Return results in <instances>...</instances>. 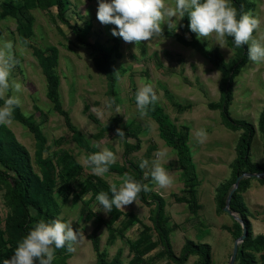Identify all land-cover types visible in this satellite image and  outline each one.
<instances>
[{
	"label": "rangeland",
	"instance_id": "rangeland-1",
	"mask_svg": "<svg viewBox=\"0 0 264 264\" xmlns=\"http://www.w3.org/2000/svg\"><path fill=\"white\" fill-rule=\"evenodd\" d=\"M246 1L248 12L260 20L264 31V0ZM97 9L98 0H63L62 19L54 0H0V42L10 40L15 45L22 39L28 41L21 45L23 55L16 50L19 63L10 75L23 90L17 94L21 106L14 109L11 122L0 125V169L16 177L1 158L22 155L20 167L30 181L31 201L52 220L71 221L74 230L84 232L75 245L76 252L69 253L67 247L56 249L51 264H100L101 255L90 239L95 229L110 264H181L168 257L155 228L153 219L160 201L161 226L176 255L180 256L185 242L192 240L210 244L212 264H228L238 239L232 235L236 225L232 215L218 207L217 198L221 187L234 186L233 164L242 131L228 128L220 117L217 103L222 75L207 53L216 52L230 62L237 57L236 51L227 38L223 48L214 37L198 40L185 26L184 17L173 18L171 31L167 23L162 24L163 36L138 46L125 43L112 35L114 25L97 20ZM69 23L80 27L81 37ZM95 46L107 53L113 72L118 71L115 90L119 114L114 105L107 106L111 100L109 79L97 65L100 54ZM47 62L58 79L57 99L79 134L69 128L50 95ZM148 83L158 96L152 106L161 108L176 125L184 138L186 155L181 156L162 136L152 106L147 116L140 117L135 94ZM3 104L0 100V107ZM263 110L264 63L248 60L235 78L230 112L256 125L249 163L264 166V132L259 129ZM117 118L124 140L111 128ZM201 128L208 133L202 144L194 137ZM103 148L113 151L116 161L105 175L96 176L85 160ZM158 151L165 153L162 164L173 180L163 189L150 175L151 161ZM142 160L149 161L144 170L139 167ZM248 167L241 173L250 172ZM145 172L149 173L147 178ZM124 173L148 184L152 191H141L136 202L124 209L114 206L106 214L96 195L105 191L111 199L109 185L119 187ZM246 178L235 201L248 209L242 218L250 221L254 239L264 236V180ZM10 189V183L0 178V264L11 259L18 242L27 235L17 228L21 210ZM29 209L36 217L33 226L44 220L33 205ZM240 223L242 235L246 224ZM241 254L247 260L244 264H264V247L254 242L239 244L234 264H241ZM182 264H200V259L191 255Z\"/></svg>",
	"mask_w": 264,
	"mask_h": 264
},
{
	"label": "clouds",
	"instance_id": "clouds-1",
	"mask_svg": "<svg viewBox=\"0 0 264 264\" xmlns=\"http://www.w3.org/2000/svg\"><path fill=\"white\" fill-rule=\"evenodd\" d=\"M189 18L190 31L197 34V39L213 38L222 48L225 47L226 37H232L237 48L248 45V59L254 64L264 63V31H261L260 20L249 12L238 13L230 0H98L97 20L102 25H114L112 35L122 38L125 43L142 42L163 36L162 24L167 23L169 30H173V18ZM257 33V36H254ZM27 40L15 44L10 40L0 42V100L4 101L0 107V125L11 122L14 109L21 106L20 96L22 84L10 79L12 69L19 63L16 50L24 54ZM116 71L115 73H117ZM12 92V95H8ZM158 100L152 84L140 87L135 94L136 107L141 118L148 115L149 106ZM115 98L108 102L111 108ZM117 114L121 112L116 105ZM127 119V118H126ZM116 135L124 140L125 132L116 129ZM208 133L201 128L195 131L197 143H204ZM99 147V144L94 145ZM151 161L150 175L152 181L159 188H167L172 183V177L163 167L162 160L165 153H154ZM116 155L108 148L87 156L85 163L91 168L92 174L103 176L109 171V165L115 163ZM141 170L149 167L148 160L139 163ZM149 175L145 172V178ZM111 199L105 191L96 195V201L107 214L121 209L137 201L141 191L148 193L152 188L148 184H141L130 174L124 173L122 183L117 186L109 185ZM84 238L83 231H76L72 222H62L60 218L45 222L40 220L34 228L20 241L11 259H4L3 264H51L55 250L67 247L69 253L76 252L75 245Z\"/></svg>",
	"mask_w": 264,
	"mask_h": 264
},
{
	"label": "trees",
	"instance_id": "trees-1",
	"mask_svg": "<svg viewBox=\"0 0 264 264\" xmlns=\"http://www.w3.org/2000/svg\"><path fill=\"white\" fill-rule=\"evenodd\" d=\"M54 2L57 5V8L59 10L61 18H65L63 15V0H54ZM231 5L237 9L238 13L242 12H248V3L246 0H230ZM23 7V5H21ZM185 26L189 28V18L187 17V14H185ZM66 20V19H65ZM70 26L73 28L74 32L77 34L78 38L81 37V29L79 26L69 23ZM230 45L234 48L236 51L237 57L235 60L230 62H225L223 59L216 53V52H208L207 55L211 58L213 63L216 65V67L221 71L222 79L220 84V91L221 96L219 99V102L217 103V107L220 111V117L223 121V123L232 130H241L242 134L240 136V140L236 149V158L235 162L233 164V176H234V182L236 180V177L241 173L243 168L245 166L249 167L247 168L248 171L254 172V173H261L264 172V166L260 164H251L250 162V153H251V145L254 137L257 134V128L256 125L246 119H239L232 116L230 112V107L234 99V85H235V78L237 77L240 69L244 64L248 62V45H244L240 48H237L234 44V40L232 37H226ZM96 50L99 52L100 57L97 59V65L101 69L102 72H104L108 79H109V95L110 98H115V104L114 107L117 105V97H116V90H115V84H116V75L113 72V70L108 65V55L104 51H101V49L98 46H95ZM46 73H47V79L49 84V91L50 95L53 99V101L56 104V107L58 110L65 116L66 123L69 126V128L75 132L76 134H79L78 129L72 124L68 114L62 109L60 102L57 99V88H58V79L56 75L53 72L52 64L48 63L46 64ZM152 105H150L151 107ZM87 107H85V111H87ZM152 113L155 116L156 120L159 123L160 130L162 136L171 144H173L175 147L179 149V152L181 156L186 155V145L184 138L178 133L176 125L171 121L169 115H167L161 108H155L151 107ZM93 120L98 122V120L93 116L89 115ZM120 122V119H115L114 123H112L111 128L116 131L117 128H121L118 124ZM122 129V128H121ZM259 129L264 132V110L260 117L259 122ZM26 155V153H25ZM24 155V156H25ZM5 164H7V167H9L11 170H14L16 172V177L9 174L8 172L0 169V178L4 181H8L10 183V196L14 203L20 208L21 213L17 220V228L20 231H23L25 233H29L33 228V223L36 220V217H33V215L30 212L29 206L33 205L38 213L40 215H43L45 222H51L53 221L50 214L47 212H43L42 207L39 205H35L31 199H30V181L28 177L24 174L22 171L20 164L23 160L22 155L16 159L15 157H6L5 159H2ZM185 172L187 170L185 169ZM246 178V177H245ZM247 179V178H246ZM246 179H242L240 182V186L237 189V191L241 188V186L244 184ZM262 180H264V177H262ZM233 184V183H232ZM231 185H224L220 188L217 203L218 207L221 210H224V207L226 205L227 201V195L228 192L231 190ZM234 193L230 207L231 209L238 213L240 218L245 221L246 229H247V237L243 241V245L246 244L248 241L254 242L255 244L264 247V236L258 235L254 239H252V228L251 223L248 219L245 217L242 218V216L246 215L248 209L240 204L236 203V193ZM163 211V202H159L157 206V210L153 219L155 228L159 232L162 241L165 244V250L166 254L169 258H171L173 261L177 263H185L191 255H197L200 259V264H212V253H211V246L207 243H196L192 240H187L185 244L182 247L181 255L178 256L174 253L168 233L165 229L161 226V215ZM235 222V229L232 233V235L236 238H239L241 236V223L239 219L233 218ZM90 239L93 245V248L96 252L101 255L100 264H110L106 259L104 258L103 251L101 250L100 246V237L98 235V230L95 229L92 234L90 235ZM252 239V240H250ZM243 249V247H242ZM241 264H244L247 260L243 257L241 254ZM38 264V261H37Z\"/></svg>",
	"mask_w": 264,
	"mask_h": 264
},
{
	"label": "water",
	"instance_id": "water-1",
	"mask_svg": "<svg viewBox=\"0 0 264 264\" xmlns=\"http://www.w3.org/2000/svg\"><path fill=\"white\" fill-rule=\"evenodd\" d=\"M245 177L262 178V177H264V172H261V173L243 172V173H240L236 177V180L234 182V186L228 194L226 205L224 207V211L231 214L233 218L239 219L240 221H242V223H243V220L232 211L230 204H231V199H232L234 193L237 191V189L240 186L241 180ZM243 228H244V233L238 239H236L234 242L232 255H231V258H230V261L228 262V264H234L235 263L237 255H238L239 244L241 242H243L244 239L247 237L248 232H247L245 225L243 226Z\"/></svg>",
	"mask_w": 264,
	"mask_h": 264
}]
</instances>
